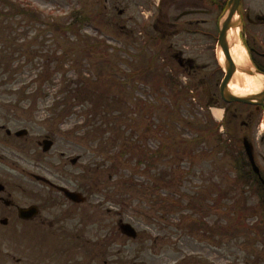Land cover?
<instances>
[{
    "label": "rangeland",
    "instance_id": "obj_1",
    "mask_svg": "<svg viewBox=\"0 0 264 264\" xmlns=\"http://www.w3.org/2000/svg\"><path fill=\"white\" fill-rule=\"evenodd\" d=\"M156 2L0 0V54L9 57L13 71L0 75V123L10 131H28L18 141L0 135V173L12 177L17 187L29 188L35 198L54 200H48L51 205L41 201L44 225L0 236V264H264V219L258 205L264 190L249 174L241 142L246 136L253 144L254 159L264 170V110L231 106L216 131L213 107L206 109L210 93L219 96L216 81L211 87H195L196 74H180L178 79L191 84L195 94V100L183 101L179 86L155 92L138 76L128 79L127 73L134 71L125 60L134 62L157 51L162 57L161 49L170 43L165 39L162 47L152 45ZM169 2L164 12L172 17L178 12L167 7ZM14 4L39 11L38 20L13 14ZM241 4L253 13L264 12L262 0ZM210 12L213 33L216 11ZM44 16L71 25L75 35L39 24ZM249 31L264 51V29ZM188 36L171 44L186 48L184 55L203 67L206 80V73L218 71L216 40L209 54L204 37ZM251 38L248 45L255 46ZM246 54L249 66L253 57L262 63L247 48ZM105 61L112 67L117 63L119 72L113 73ZM101 95L119 97L127 114L128 104L138 102L142 116L134 126L122 125L119 145L128 136L133 156L138 143L159 156L144 175L133 158L119 156L113 145L96 156L100 147L95 143L108 137L99 134L111 117L108 109L118 106ZM46 138L54 141L45 150L41 140ZM32 173L79 190L86 203H70L36 182ZM168 173L173 177H164ZM154 177L160 178L155 188L150 185ZM17 187L13 193L20 196L23 191ZM119 220L131 224L138 236L129 239L119 233ZM4 251L10 256L2 258Z\"/></svg>",
    "mask_w": 264,
    "mask_h": 264
},
{
    "label": "flooded vegetation",
    "instance_id": "obj_2",
    "mask_svg": "<svg viewBox=\"0 0 264 264\" xmlns=\"http://www.w3.org/2000/svg\"><path fill=\"white\" fill-rule=\"evenodd\" d=\"M109 2V0H106ZM169 2V0H167ZM166 1V2H167ZM264 2V0H262ZM165 0H157L155 3V10H154V20L151 23V28L154 29L155 37L157 39H161L159 44H164L165 39L170 40L167 48H162V61L167 60L168 66L172 68L175 72H179L183 75L189 76L191 74H196L198 77L197 80L193 81V85L195 87L198 86H210L211 82L213 83L219 81L222 78V68H220L219 63L217 62V72H208L206 73L207 79L204 78V73H201L203 70L200 64L196 63L195 59L191 58L186 54V48L181 46L180 48L175 47L171 44L175 39H180V35H189L188 37L194 38L196 35L205 38V45L203 46L204 51L211 53L213 50L211 48V41L212 39L216 40L217 43V34L219 30L218 22L219 17L221 16L222 11L225 7L226 0H171L167 7H171L177 10L178 13L174 14L170 17L167 12H164V6L166 5ZM165 3V4H164ZM241 4V1H240ZM114 6V5H113ZM210 10L216 11V19L214 23V29L212 33V29L210 26V17L211 12ZM241 21H242V30L240 31L239 36L244 39V44L249 41L251 38L253 44L255 46H249L251 54L254 56H258L259 60L264 63V51L261 50L263 48L262 45H257V39L252 34L250 37L249 28H261L264 29V12L257 14L251 12L249 9L243 8L241 4ZM172 41V42H171ZM258 47V48H257ZM214 58H216V53ZM217 59V58H216ZM252 61L254 62L255 66L259 70L264 71V66L262 63L259 64L258 60L253 57ZM217 75V76H215ZM208 82V83H207ZM214 96L210 93V99H213ZM210 101V100H209ZM236 114H234L235 116ZM3 135V140H11V141H18L23 136H18L17 131H10L8 130L4 124L0 123V135ZM28 134V133H27ZM27 134L24 137H27ZM48 139V138H47ZM54 141V140H53ZM40 144V142H38ZM1 159V155H0ZM1 163V162H0ZM33 176V173L30 175ZM12 177H6L5 175L0 173V236L4 233H13L19 231V228H26V227H34V226H42L44 225L45 221L42 219V204L41 201H45L49 203V198H35L36 196L33 194L29 188L17 187L15 182L11 181ZM37 182V181H36ZM40 182V181H39ZM42 183V182H40ZM44 185L51 189L56 190L55 185H51L48 182H43ZM42 183V184H43ZM52 183V182H51ZM56 184V183H55ZM14 186L17 189L23 191L21 195H16L13 193ZM15 190V191H16ZM57 191V190H56ZM58 194L61 195L59 191ZM29 200V201H28ZM53 200V199H52ZM54 201V200H53ZM51 205V204H50ZM36 207L38 213L36 216L25 219L19 216L21 210L23 208L29 207ZM10 256L9 252L4 251L1 253V257L4 258ZM13 258V257H12ZM16 260H20L19 258L15 257ZM14 259V261H15Z\"/></svg>",
    "mask_w": 264,
    "mask_h": 264
},
{
    "label": "trees",
    "instance_id": "obj_3",
    "mask_svg": "<svg viewBox=\"0 0 264 264\" xmlns=\"http://www.w3.org/2000/svg\"><path fill=\"white\" fill-rule=\"evenodd\" d=\"M3 2H5V1H3ZM10 5H12V4H10ZM12 7L14 10L13 14H24V15L26 14L27 17H29L32 20H38L37 15H38L39 11L37 12L36 10H33L32 7H30L28 5L25 6V4H24V7H22L21 5L18 6L16 4H14ZM7 14L10 16V12ZM44 17L45 18L42 17V19L38 21L39 24H41V25L45 24L47 26H52L53 30H56V31L58 29H63V31L66 33L68 31H71L75 35V31H73V28L71 27V25L68 24V27H67L65 25H61L60 23H56L49 16H44ZM96 18H98V17L96 16ZM10 38H11V36H10ZM8 41L10 43H12V41L10 39H8ZM63 54L65 57H67L66 51H64ZM8 61H9V57L7 55H1L0 54V68H6L8 66ZM105 62L108 63L107 68H110V70H112L113 67L111 66V63H110L111 61H109V62L105 61ZM154 72L155 73L151 72V77L149 78L151 82H153V81L158 82L161 79V80H164L165 83H168L170 75L167 72L165 73V72L158 71L157 66H155ZM180 96L183 98V101H184V93L183 92L180 93ZM100 97L103 98L106 96H100ZM105 100L115 101L118 106H115L114 109L112 107H110L108 109L107 114L111 117L109 118V121L107 122V126H106L107 128L105 131L102 130L99 133L102 136L105 135V133H107L108 137H105V138L100 137L99 140L97 141V143H98L97 146L100 147L99 156H100V154L106 153L108 151V150H106L105 146L110 144V145H113L115 147V149H117V154L119 156H125V157L130 156L131 158H133L135 160L137 166H139L141 164L142 160L145 162V166H149L152 157L150 156L149 153H145L142 150V147H141L140 143H138L139 140L137 138H136V143H138V145L134 144V146H133L135 149L138 148V150L136 152V156L132 155V151L129 147L130 139L128 136L124 137V139L126 140L125 145L123 147H121V145H119V144H121L119 136H120V130L122 128V125L124 126L127 124L128 126H134L136 124V122L139 120V118L142 116L141 113L138 114V116L136 118H133L131 115V111L128 109L127 110L128 114L126 112H124L123 107L121 105H119V104H122V102L117 100L115 97L114 98H107ZM117 101L119 102V104ZM176 102H177V100H176ZM139 109H141V108H139ZM114 111L116 112V114L113 115ZM64 115H66V114H64ZM208 116L210 117V115H208ZM103 161H105V159H103ZM111 165H112V168L118 169V166H115L114 164H111ZM107 167L109 169V165ZM111 176H112V174L110 173V177ZM140 185H141V183L138 184V187ZM258 205L261 207V209H262L261 211H263L262 216L264 218V195H262L260 197V199L258 200Z\"/></svg>",
    "mask_w": 264,
    "mask_h": 264
},
{
    "label": "water",
    "instance_id": "obj_4",
    "mask_svg": "<svg viewBox=\"0 0 264 264\" xmlns=\"http://www.w3.org/2000/svg\"><path fill=\"white\" fill-rule=\"evenodd\" d=\"M240 0H228L227 5L225 8V11L223 13L224 19L221 21L219 24L220 30L218 34V43L217 47H220V50L223 52L224 57L226 58L225 63H224V68H225V76L223 78V81L220 85V90H221V97L223 100L226 102H240V103H246V104H255L257 106H261L262 108L264 107V88L256 93H253L252 95H234L231 91L228 89V84L231 80L232 75L236 71V66L233 63L232 58L230 57L229 54V48L227 47V32L229 28H236V26L241 25V14H240ZM237 15V21H233V17ZM239 70L244 71L245 73L251 75L252 73H257L260 74L261 76L264 74H261L258 70L256 69H246L243 67H240ZM20 133H25V131H21ZM243 147L245 149V152L247 153L248 161L251 163V167L254 173H257L261 182L264 184V180L260 177L259 173V168L254 163L253 159V147L250 142L247 141L246 138H243ZM45 146L44 149H48L50 146V142L45 141ZM75 159L72 161L74 163ZM60 191L64 193L72 202H83L84 198L81 196L80 193L78 192H71L67 190L66 188L60 187ZM119 229L122 233L126 234L129 237H136L137 233L133 229V227L127 223L121 222L119 224Z\"/></svg>",
    "mask_w": 264,
    "mask_h": 264
},
{
    "label": "bare ground",
    "instance_id": "obj_5",
    "mask_svg": "<svg viewBox=\"0 0 264 264\" xmlns=\"http://www.w3.org/2000/svg\"><path fill=\"white\" fill-rule=\"evenodd\" d=\"M234 20H236V17L234 18ZM237 33L238 28H230L228 29L226 35L227 47H229L230 56L232 57L233 63L237 68V70L231 77L228 89H230L233 94L238 96L244 94L252 95L253 93L259 92L264 88V76H261L260 74H257L255 72L249 75L239 70L240 67L249 69L250 66L248 64V57H246V48L241 44L240 37L237 36ZM217 58L219 59L221 66H223L225 58L223 57L220 50H218ZM212 111L215 118L219 120L221 118L222 111L215 108H213Z\"/></svg>",
    "mask_w": 264,
    "mask_h": 264
}]
</instances>
